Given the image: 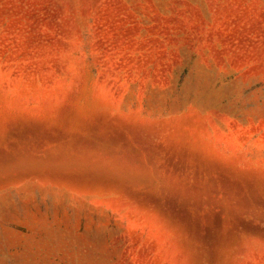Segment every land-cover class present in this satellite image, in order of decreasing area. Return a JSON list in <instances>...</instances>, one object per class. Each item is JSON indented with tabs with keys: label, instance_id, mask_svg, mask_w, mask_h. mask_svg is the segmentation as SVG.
I'll return each instance as SVG.
<instances>
[{
	"label": "rangeland",
	"instance_id": "374dc122",
	"mask_svg": "<svg viewBox=\"0 0 264 264\" xmlns=\"http://www.w3.org/2000/svg\"><path fill=\"white\" fill-rule=\"evenodd\" d=\"M0 264H264V0H0Z\"/></svg>",
	"mask_w": 264,
	"mask_h": 264
},
{
	"label": "bare ground",
	"instance_id": "6f19581e",
	"mask_svg": "<svg viewBox=\"0 0 264 264\" xmlns=\"http://www.w3.org/2000/svg\"><path fill=\"white\" fill-rule=\"evenodd\" d=\"M182 225V224H181Z\"/></svg>",
	"mask_w": 264,
	"mask_h": 264
}]
</instances>
